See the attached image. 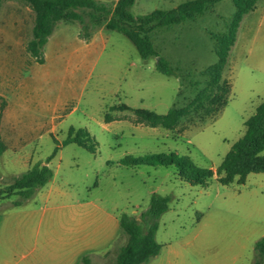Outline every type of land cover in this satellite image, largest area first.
Returning <instances> with one entry per match:
<instances>
[{
	"label": "rangeland",
	"instance_id": "374dc122",
	"mask_svg": "<svg viewBox=\"0 0 264 264\" xmlns=\"http://www.w3.org/2000/svg\"><path fill=\"white\" fill-rule=\"evenodd\" d=\"M184 1L136 0L131 12L138 17ZM234 12L232 1L222 0L193 21L153 31L155 48L174 70L166 76L156 70L158 58L143 59L128 38L103 28L92 37L104 44L102 53L88 57L80 24L65 21L44 47V64H37L26 51L34 11L23 0H2L0 134L7 150L0 157V187L45 162L71 128L86 129L96 153L62 146L49 164L52 180L23 204L72 205L85 211L80 215L96 218L100 208L140 219L154 194L167 196L169 209L158 219L155 235L162 249L148 264H255L256 243L264 238V173L230 185L215 175L203 188L183 181L173 166L120 165L127 155L176 152L216 171L244 135L245 121L264 100V0L240 25L223 73L231 84L223 110L215 116L195 112L173 129L151 127L132 111L165 114L189 102L203 85L198 72L217 60L209 32H224ZM122 104L131 109L114 111L113 121L105 122L108 108ZM17 200H0V211ZM122 243L118 239L111 257L96 263L113 264Z\"/></svg>",
	"mask_w": 264,
	"mask_h": 264
},
{
	"label": "trees",
	"instance_id": "16d2710c",
	"mask_svg": "<svg viewBox=\"0 0 264 264\" xmlns=\"http://www.w3.org/2000/svg\"><path fill=\"white\" fill-rule=\"evenodd\" d=\"M35 13L32 37L27 42L26 51L37 64H44V47L61 21L79 23V38L91 41L100 29L115 31L128 38L136 47L139 55L147 60L158 58L156 70L166 76L174 74L169 61L162 57L154 46L151 34L155 30L171 29L205 14L222 0H187L170 10H155L149 14L135 17L131 8L136 0H23ZM235 12L230 17L224 32H209L214 41L217 60L198 74L203 85L196 88L194 97L183 106H174L165 114L147 109L132 110L137 119L151 127L173 129L180 121L191 114L202 111L206 116H215L229 102L231 84L223 78L233 46L236 44L240 25L246 15L253 12L260 0H231ZM2 0H0L1 6ZM128 106H110L104 116L105 122L113 121L112 113L117 110H130ZM244 135L226 154L220 167L214 171L199 167L186 155L176 152L145 156L127 155L120 161L124 167L162 166L176 168L178 176L193 186L206 188L217 176L222 185L237 181L243 184L251 173H264V100L255 113L245 121ZM76 144L96 153L97 143L86 129L71 128L62 144H56L52 154L45 162L33 165L25 173L15 177L11 183L0 187V200L18 196L14 205L20 206L32 199L35 193L49 183L53 171L49 164L62 146ZM7 145L0 134V157L6 152ZM169 197L154 194L149 208L140 219L128 214L119 218L120 238L124 243L115 248L113 264H148L160 254L162 245L156 241L158 219L169 209ZM257 260L262 264L264 258V238L256 243ZM82 264H92L89 257L82 258Z\"/></svg>",
	"mask_w": 264,
	"mask_h": 264
},
{
	"label": "crops",
	"instance_id": "0c3cea01",
	"mask_svg": "<svg viewBox=\"0 0 264 264\" xmlns=\"http://www.w3.org/2000/svg\"><path fill=\"white\" fill-rule=\"evenodd\" d=\"M80 41L85 43L88 57L100 55L104 49L97 36L90 42ZM51 191L44 193L45 198ZM74 209L44 203L13 205L0 211V264H82L85 256L97 264V260L111 257L120 238L119 218L100 208L102 214L97 218Z\"/></svg>",
	"mask_w": 264,
	"mask_h": 264
}]
</instances>
